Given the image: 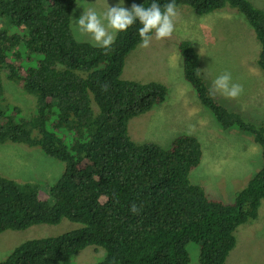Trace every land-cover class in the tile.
Wrapping results in <instances>:
<instances>
[{"label": "trees", "instance_id": "trees-1", "mask_svg": "<svg viewBox=\"0 0 264 264\" xmlns=\"http://www.w3.org/2000/svg\"><path fill=\"white\" fill-rule=\"evenodd\" d=\"M75 1L0 0V144L37 149L63 167L51 185L0 176V233L63 219L78 225L25 241L0 264H60L87 247L104 251L96 264H190L189 244L198 247V264H224L236 228L254 221L264 200V120H248L212 94L198 53L178 43L181 75L195 100L221 129L248 134L260 149V168L230 203L209 199L189 181L202 157L196 138L177 136L167 149L129 138L128 121L167 96L160 83L120 79L125 57L141 42L139 23L118 33L105 53L72 35ZM123 2L130 10L152 0ZM175 3L197 17L225 7L242 15L259 44L256 65L264 75V11L247 0ZM2 74L34 99L29 117L4 105Z\"/></svg>", "mask_w": 264, "mask_h": 264}, {"label": "rangeland", "instance_id": "rangeland-1", "mask_svg": "<svg viewBox=\"0 0 264 264\" xmlns=\"http://www.w3.org/2000/svg\"><path fill=\"white\" fill-rule=\"evenodd\" d=\"M264 11V0H247ZM120 0H76L70 18L72 35L93 46L87 35L81 34L73 20L89 7L106 11ZM123 5L126 4L123 2ZM175 30L170 38L156 40L143 48L141 42L125 57L121 80L140 83L156 82L164 85L167 96L161 104L128 121V135L135 144L155 143L167 149L180 135L196 138L201 146L200 164L190 172L189 181L203 188L209 199L230 203L248 179L261 166L260 149L248 134L235 128L221 129L193 97L190 86L181 75L177 47L187 41L200 58L205 84L212 89L217 76L230 72L233 82L243 86L236 98L219 93L230 107L248 120H264V75L256 65L259 44L242 15L225 7L205 16H195L188 7L177 6ZM21 74V71H19ZM4 105L19 109L23 117L34 110V100L9 82L2 74ZM20 115L19 113H17ZM62 163L47 157L37 149L20 144H0V176L16 182L51 185L62 171ZM78 225L65 219L57 225H35L26 230H6L0 233V261L17 245L36 238L60 235ZM235 246L224 264H264V200L260 201L257 218L239 225L235 232ZM190 264H198V247L189 244ZM101 248L87 247L60 264H96L103 259Z\"/></svg>", "mask_w": 264, "mask_h": 264}, {"label": "clouds", "instance_id": "clouds-1", "mask_svg": "<svg viewBox=\"0 0 264 264\" xmlns=\"http://www.w3.org/2000/svg\"><path fill=\"white\" fill-rule=\"evenodd\" d=\"M178 15L175 0H170L163 6L157 0H152L148 7L133 4L130 10L126 9L123 0H120L112 7L106 3V11L103 13L89 7L78 19L73 20V24L81 34L89 36L95 46L102 48L107 53L114 44L116 35L125 32L137 22L140 25L138 29L140 46L143 48L150 47L153 38L156 40L170 38L175 30L174 21ZM105 87L107 86L105 85ZM242 92L243 86L233 82L231 73L227 71L217 76L212 83V94L219 93L234 99ZM130 211L133 214H138L139 209L133 204Z\"/></svg>", "mask_w": 264, "mask_h": 264}, {"label": "bare ground", "instance_id": "bare-ground-1", "mask_svg": "<svg viewBox=\"0 0 264 264\" xmlns=\"http://www.w3.org/2000/svg\"><path fill=\"white\" fill-rule=\"evenodd\" d=\"M163 100V99H162ZM237 110V109H236ZM31 139V138H30ZM31 142V141H30ZM33 143V142H32ZM32 145V144H31Z\"/></svg>", "mask_w": 264, "mask_h": 264}]
</instances>
